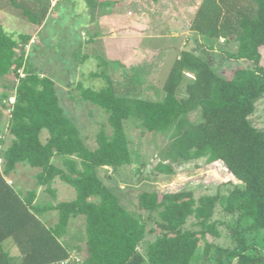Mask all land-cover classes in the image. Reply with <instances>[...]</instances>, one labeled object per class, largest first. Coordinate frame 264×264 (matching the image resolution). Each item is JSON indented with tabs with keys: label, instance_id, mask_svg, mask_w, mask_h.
Wrapping results in <instances>:
<instances>
[{
	"label": "trees",
	"instance_id": "1",
	"mask_svg": "<svg viewBox=\"0 0 264 264\" xmlns=\"http://www.w3.org/2000/svg\"><path fill=\"white\" fill-rule=\"evenodd\" d=\"M84 1L95 7L93 0ZM6 6L35 26L42 25L48 12L47 5L31 0H0V7ZM190 28L209 39L236 43L234 50H224L226 57L247 59L251 66L227 77L203 55L183 50L163 84L164 97L151 100L118 94L108 63L97 56L99 69L90 76L104 84L94 89L77 81L70 96L106 115L93 148L65 114L55 81L28 58L32 34L0 28V78L12 73L17 79L0 87L9 136L0 137V264H12L3 246L11 236L22 252L20 264H73V249L82 253V264H191L201 242L203 254L219 264L224 256L234 264H264V253L254 249L249 234L264 228V130L250 119L264 95L259 50L264 45V0H201ZM195 111L193 120L189 115ZM130 121L148 132L168 133L157 153V172L172 175L176 165L220 161L241 184L227 181L214 193L198 196L192 190L142 191L140 212L128 209L101 181L96 167L131 163ZM19 164L37 169L36 187L24 190L7 180ZM57 182L73 189L74 196L59 199ZM39 186L48 195L43 201ZM51 211L56 220L46 225L39 217ZM81 217L71 230V221ZM147 233L152 238L146 239ZM208 235L227 243L208 240Z\"/></svg>",
	"mask_w": 264,
	"mask_h": 264
},
{
	"label": "rangeland",
	"instance_id": "2",
	"mask_svg": "<svg viewBox=\"0 0 264 264\" xmlns=\"http://www.w3.org/2000/svg\"><path fill=\"white\" fill-rule=\"evenodd\" d=\"M86 6L84 0H72L71 4L67 1L58 4L57 10L60 12V19L55 21L50 18L47 20V25L39 31L36 30L35 25L26 19L9 12V6H6L7 10L0 7V28L8 33L35 34L30 42L31 44L26 47L28 58L40 73L47 74L55 81L60 104L63 106L65 114L76 123L81 136L85 139V143L93 148L96 145L95 134L100 125L105 122L106 115L92 103L73 100L70 97L76 91L75 84L77 81H80L85 87L94 89H99L104 84L101 78L90 76V72L99 69L97 66L98 60L93 54L100 53L101 46L97 44V41L93 43V46H90V44H88L89 46L84 45V38L86 37L82 36V30L87 29L88 18L90 17ZM203 40H208V38L203 37ZM155 42V44L160 45L159 47L167 45L164 37ZM32 44L36 45L33 49ZM235 45L234 42L226 43L214 39L211 50H205V53L202 49L200 51L213 66L218 68L219 73L230 77L236 68L249 67L252 64L247 59H230L226 57L224 50H234ZM259 50L261 64L264 67V45L260 46ZM167 61L168 58L161 68L167 66ZM144 75L143 77L154 79L158 83L164 79L165 70L160 69L157 73L154 70L145 71ZM16 82L17 79L14 74L10 73L4 78H0V87L2 83L14 85ZM144 88L147 87L143 84L134 83L125 84L124 86L118 85L117 91H120V94L127 93L123 95L141 98L143 95L139 89ZM11 97L13 96L11 95L8 98L9 102H11ZM0 110V137L9 140L5 128L8 110H3L1 106ZM189 116L195 120L198 118V112H192ZM250 119L256 127L264 130V95L256 101V109ZM107 130H109L108 126ZM126 133L129 138L131 163L121 165L117 169L108 166L96 167V173L101 181L117 195L120 202L132 211L140 212L137 206V197L142 191H156L161 195L167 191L192 190L198 196L205 193H214L220 184L227 181L241 184L220 161L211 164H204L202 160L191 161L176 165L175 174H161L155 169V165L159 160L157 153L162 144L167 141L168 133L148 132L141 127H137L131 121L126 123ZM1 147L2 143H0ZM54 162L60 165L59 159L54 158ZM36 171V168L19 164L16 173H14V184L18 183L24 190L36 187L34 183ZM7 178L12 184L13 177L7 176ZM56 185L59 199L68 200L74 196L73 189L63 182H57ZM38 189L40 190L38 198L42 201L47 199L48 195L42 191L40 186L37 187ZM48 213L54 215L51 216L52 220L56 217V211ZM219 215L221 216L220 213ZM219 215L216 214V216ZM80 222H82V217L71 221V230L76 229ZM151 225L153 224L149 221L148 227ZM249 234L254 243V249L257 248L264 253V228L250 231ZM145 238H152V235L147 233ZM207 238L220 244L227 243V240L223 237L213 238L208 235ZM74 250L71 251L73 264H82V253L79 250ZM224 257H222L223 264L235 263V260L228 261L227 257ZM191 264L219 263L211 255L206 257L203 254V243L201 242Z\"/></svg>",
	"mask_w": 264,
	"mask_h": 264
},
{
	"label": "crops",
	"instance_id": "3",
	"mask_svg": "<svg viewBox=\"0 0 264 264\" xmlns=\"http://www.w3.org/2000/svg\"><path fill=\"white\" fill-rule=\"evenodd\" d=\"M31 1L41 2L48 6L44 22L42 25L36 26L38 31L47 25V20L50 18L55 21L60 19V12L57 10L58 4H63L65 1L72 3V0ZM93 1L95 7L86 6L90 17L87 29L82 30V36L86 37L84 45L93 46V43L97 41V44L101 46V52L93 55L96 59L99 56L108 63L107 70L115 83V90L118 94H120V91H117L118 85L143 84L147 88L139 89L143 95L141 98L161 100L165 95L163 84L181 52L190 50L200 55L201 49L205 53V50L209 51L212 48L214 38L209 39L190 28L201 0ZM34 35L33 33L31 40ZM163 37L166 39L167 45L159 47L160 45L155 44V41ZM203 37L208 40H203ZM216 40L222 41L223 38ZM32 46L36 47L35 44ZM213 51L215 52L214 49ZM167 58V66L161 68ZM160 69L165 70V75L164 79L158 83L154 79L149 78V80L143 77L145 71L154 70L157 73ZM8 176L13 177L12 184H14V174ZM39 193L38 189V197ZM51 216L54 215L46 213L44 217L39 218L49 225L56 220L55 217L52 220ZM3 246L10 256L12 264H20L22 252L15 238L12 236L6 238L3 241ZM72 256L71 253L70 259Z\"/></svg>",
	"mask_w": 264,
	"mask_h": 264
},
{
	"label": "built area",
	"instance_id": "4",
	"mask_svg": "<svg viewBox=\"0 0 264 264\" xmlns=\"http://www.w3.org/2000/svg\"><path fill=\"white\" fill-rule=\"evenodd\" d=\"M10 101H11V103H12V102L14 101V97H11Z\"/></svg>",
	"mask_w": 264,
	"mask_h": 264
}]
</instances>
